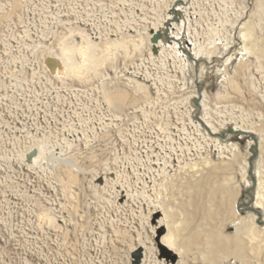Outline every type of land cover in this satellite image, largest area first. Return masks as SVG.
<instances>
[{"label":"rangeland","instance_id":"374dc122","mask_svg":"<svg viewBox=\"0 0 264 264\" xmlns=\"http://www.w3.org/2000/svg\"><path fill=\"white\" fill-rule=\"evenodd\" d=\"M178 4L0 0V264H264L262 209L238 211L254 241L226 214L258 175L264 201V0ZM165 16L184 55L166 26L146 38ZM78 28L127 51L86 78L54 69Z\"/></svg>","mask_w":264,"mask_h":264},{"label":"bare ground","instance_id":"6f19581e","mask_svg":"<svg viewBox=\"0 0 264 264\" xmlns=\"http://www.w3.org/2000/svg\"><path fill=\"white\" fill-rule=\"evenodd\" d=\"M172 1L174 2V5L177 4V0H172ZM189 1H190V3H189ZM193 2H194V0H192V2H191V0H182L180 2V4H178V7L175 9L173 8V9L178 10L180 8H182V9L188 8L191 6V4H193ZM168 19H169L168 16L167 17L165 16L164 18L159 19L157 22L153 23L152 32L147 31V33H146L147 40L151 43V45L153 47H155V49H158L163 45V40L161 39V36H160L158 41L153 42L152 37L155 34L162 33L161 28L166 26L165 23H166V21H168ZM175 27L177 29H180L176 22L172 23V27H170L171 33H172L170 35V37L172 38V41L169 44V46L175 51V53L180 55V54H183L179 48L180 46H179V42H178V40L180 38V34L178 31L173 30V28H175ZM73 31H75V29ZM76 31L80 35L81 41L78 43L75 42L72 44L71 43L62 44V52H61L62 53V57H61L62 61L58 62V60H57V61L52 62L54 69H57L59 67H60V69L63 68V71L67 75H75V76H79L81 78H86L89 76L90 71H94L95 73L96 72L98 73V70L101 66H103L109 62H113L116 59L117 54L119 53V50L127 51L129 40L126 37H121L120 39H109V38H107L105 40L96 41V40H93L82 28H78ZM192 44H193V51L196 54V56H198L200 51L203 50V46L201 44H199V42H196V41H192ZM133 45L136 46V45H138V43L133 41ZM190 53L193 54V52H190ZM206 53L208 54V56L212 55L211 50H208ZM49 60H51V59H49ZM201 96L205 99L206 93L202 92L200 97ZM109 99L111 100V102H115L117 104L118 103L120 104L121 101L123 100V95L117 94V95L110 97ZM202 105L204 107H206L205 103L203 102V99H202ZM206 123L209 125L208 126L210 129L209 134L217 133L218 130H217V127L215 125H213L209 121H206ZM234 124L236 125V127H235L236 130L250 131L248 128L239 125L237 122H234ZM216 144H218V143L216 142ZM231 148H233V150L238 149L236 144H231ZM233 155H235L234 152H233ZM230 164L231 163L229 162L228 165L230 166ZM245 164L246 165L243 167V171L246 174V172H247L246 167L249 166L248 158L245 160ZM258 180H259V184H258L259 186H258V190H257L256 197H255V203H256L257 207L262 209V211L264 212L263 193L261 190L263 184H262V179H261L260 175H258ZM233 195H234V192L231 190L230 196L233 197ZM231 204H232V209L227 208L226 214H228L230 217L236 216V219L233 220V222H234L233 224L235 226V232L238 233L240 231L246 230L248 232L250 241L258 240L259 239V237L257 236L258 234H256V232H255V230L257 228L256 227L257 226V220H256L257 215L255 213H252L249 216V218L247 219L244 215H238L239 209H238L237 205H234V203H231ZM169 233H168L167 237H165V239L167 240V243L169 242L171 244L173 242L174 237H173V234L169 235ZM166 240H165V242H166ZM262 241L264 242V238L262 239ZM209 262H212V261H209Z\"/></svg>","mask_w":264,"mask_h":264},{"label":"water","instance_id":"95a60500","mask_svg":"<svg viewBox=\"0 0 264 264\" xmlns=\"http://www.w3.org/2000/svg\"><path fill=\"white\" fill-rule=\"evenodd\" d=\"M182 0H177V3H180ZM177 11H175L176 13ZM169 24L167 22V26H166V36L168 38H171L169 37ZM163 33H159V34H155L153 37H152V41L153 42H156L158 41L159 37L161 36L162 37ZM187 52L189 53L190 51L187 50ZM196 59V58H194ZM198 100L199 99H196V103H198ZM228 131L230 133H233V134H251L253 135L250 131H239V130H236V129H232V127H229L228 128ZM219 135L220 137L224 138L226 136V132H223V133H220V134H217ZM254 145H253V148L251 147L250 148V151H251V155L249 157V173L252 175L253 177V181L254 183L256 184L257 181H256V178H255V174H254V171H253V159L256 157L257 153H258V148H259V140L257 138H255V141H254ZM249 194L251 195V201H249L248 203H238V209L241 211L243 210V207L242 205H245L246 207H249L253 212L257 213L258 217L261 218L262 217V214L261 212L256 208V207H251V204L252 202L255 200V195H253L250 191H249ZM257 222H259V220H257ZM261 222V221H260Z\"/></svg>","mask_w":264,"mask_h":264}]
</instances>
